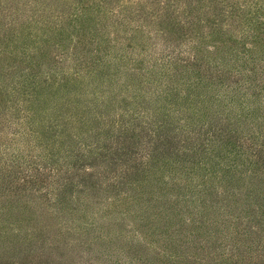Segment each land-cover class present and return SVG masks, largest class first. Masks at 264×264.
Returning <instances> with one entry per match:
<instances>
[{
	"label": "rangeland",
	"instance_id": "1",
	"mask_svg": "<svg viewBox=\"0 0 264 264\" xmlns=\"http://www.w3.org/2000/svg\"><path fill=\"white\" fill-rule=\"evenodd\" d=\"M209 1L0 0V260L4 264H264V248H261L264 246V226H251L252 231L263 235L259 239L261 246L257 248L259 241L251 231L245 230L247 221L244 218L247 217V210L264 213V207L260 210L264 188L263 192L252 186L240 188L238 192L235 191L238 195L231 197V192L229 196V190H226V182L222 178L221 183L216 182L218 174H214L208 165L219 162L220 166L225 167L230 163L235 170H250V163L256 161L251 141H245L242 148L233 146L232 152L227 151L217 159L216 156L205 159L206 156L202 154L190 164L161 165L148 181L124 182L120 188L116 181L122 179L126 168L122 171H105L104 176H109L110 180L102 178L103 172H100L96 177L99 190L94 191L97 194H88L78 183L81 174L65 173L74 163V158L70 143H64L67 139L64 133L59 132L67 128L65 134H72L71 138L78 141L73 145L76 148L74 153L88 157L90 149L81 143L88 140L87 144L93 146L97 132L94 125L108 130V121L115 115L113 119L126 117V122L131 120V114L124 111L137 105L130 91L135 90L141 95L138 101L143 98L156 100L168 88L167 79L161 78L162 72L168 68L167 54H180L179 58L184 59L176 62L178 70L184 66L194 68V71L179 70L182 77H185V72L188 74L185 82H194L200 87L205 82L209 86V90L206 89L208 93H204L196 106L184 107L180 99V106L177 107L172 105L170 95L164 98L167 102L165 112L177 109L186 111L195 123V117L199 118L201 114L199 120L203 122L207 113H213V109L226 104L222 102V94H229L228 88L221 84L217 86L213 66L230 68L238 64H252L261 68L254 85L259 84L260 80L264 83V0H216L223 8L220 16V6L214 15L211 13L214 5ZM67 2L70 8L65 10ZM91 13L93 22L98 24L93 23L94 31L84 36L80 26L82 17L88 19ZM206 20L211 22L207 23ZM238 21L239 28L234 31L235 22ZM9 24L15 30L6 39L8 31L4 33V29ZM94 38L96 40L92 42ZM62 47L65 49L63 53L60 51ZM76 49L81 57L86 58V68H80L81 63L74 61L72 51ZM194 50L203 55V61L194 58ZM10 51L14 52L16 62H20L12 74L7 73L5 61ZM41 53L46 63L35 71V75H31ZM76 56L81 58L77 52ZM229 56H234L237 61L230 62ZM55 62L63 64L62 70L67 73L65 76L55 68ZM192 63L207 64L211 68H206L204 75L200 76L203 70ZM162 64L165 67L159 70ZM76 70H79V77L73 75ZM173 70L175 67L171 72ZM248 74L245 71V75ZM66 79L72 80L64 82ZM242 82L244 87H248L245 81ZM24 84L25 91L19 92L21 94L14 92L15 88L20 90L21 87L23 90ZM148 85L150 90L144 91L143 86ZM30 86L39 87V91L47 88L44 95L48 89L57 91L47 97L45 107L38 110L40 105L37 106L36 101L28 95ZM175 87L178 95H185L187 87L183 83ZM256 90L261 93L253 97L251 92L243 93L241 89L236 104V115L242 116L239 117L241 122L252 114H257L264 122V90ZM123 98L126 99L125 104ZM78 101L85 102L83 104L97 112L108 114L94 112V116L84 115L74 110L75 117L70 116L66 102L75 107ZM111 102L112 107L108 105ZM233 102L231 100L228 106H233ZM93 103H97V106ZM208 106L211 109H206ZM31 107L36 110L31 112ZM139 111L141 114L143 110ZM119 112L122 117L117 116ZM81 118H87V121H82L90 122L92 128L87 130L86 125L81 124ZM254 119V122L259 120ZM70 120L76 122L67 126ZM36 130H49L51 133L45 134L47 140L55 138L57 134L56 144L46 145L44 135ZM145 161L146 156L142 159V162ZM263 164L264 157L257 166V172L262 176ZM240 172L242 174L236 173L234 178L228 176L227 179L232 181L245 177L240 180L242 184L251 181L252 173ZM9 175L16 177L8 179ZM61 176L75 178L74 186H69L70 191H66V195L70 196L67 198L70 205H64V209L57 204L62 191V187L58 188L63 180L60 178L58 181ZM254 192L260 197H254ZM178 196L184 205L179 204L174 212L178 215L168 225L171 219L163 217L161 212L176 202ZM234 198L237 202L240 198V201L233 203ZM208 199L218 208L222 204L229 205L227 213H209L207 218L213 220L208 224L211 237L193 241L186 239L187 232L204 234L203 229H192L195 223L191 218H198L192 213L205 212L203 202ZM235 204L237 210H233ZM139 215H145L143 221L154 223L158 231L164 230L166 236H160L159 232L156 236L141 232L136 225L139 221H135V216L138 219ZM106 229L111 230L110 234H102ZM117 234H120V239L114 245L106 243L104 248L107 251H104L101 240H114ZM238 246H251L247 259H238L246 253L243 250L237 252L235 249Z\"/></svg>",
	"mask_w": 264,
	"mask_h": 264
},
{
	"label": "trees",
	"instance_id": "2",
	"mask_svg": "<svg viewBox=\"0 0 264 264\" xmlns=\"http://www.w3.org/2000/svg\"><path fill=\"white\" fill-rule=\"evenodd\" d=\"M107 3H111V1H106ZM210 4H213L214 7L211 10V13L215 15V12L218 9V6H220V11H219V16L222 15V11L223 8L221 7L220 4L217 3L216 0H210L209 1ZM217 4V5H216ZM70 8V4L69 2H67V4H65L64 9L68 10ZM64 12V10H63ZM93 14L95 15V11H93ZM93 14L91 13V15H88V19H86L85 17H82V24H80V26L82 27L83 30V34L84 36L87 35V32H93L94 31V26L93 23L96 25L98 23L93 22ZM69 15V14H68ZM68 19L70 20L69 16ZM233 17V15H232ZM72 18V17H71ZM88 21V22H87ZM207 23H210L211 21L206 20ZM70 22V21H69ZM214 25V23H212ZM240 25V21L235 22L234 31H237ZM6 27V26H5ZM6 30L8 31L6 33ZM14 27L9 24L7 25V27L4 29V33H6L7 37L6 39H8V37L12 34H14L13 32ZM12 31V32H11ZM96 40L95 38L92 40V42ZM99 40V39H98ZM97 40V41H98ZM91 44V43H90ZM228 44L231 46V44L228 42ZM82 46H84V44L82 43ZM97 50H99V45H95ZM8 48V47H7ZM60 51L63 53L65 52V49H60ZM42 52H45V50H42ZM73 53V57H74V61L78 60L81 63L80 68H82L84 66V68L87 67V62H86V58L85 57H81L76 50L72 51ZM76 52L78 54V56H80L81 58H77L76 56ZM194 58L196 57V59H200L203 61V55L199 54L198 52H196V50H194ZM180 54H172V56H169V54L165 55V58H167L169 61L167 63V70H164L162 72V79L165 78L167 79L165 82H167V89L163 90V92H161L160 96L156 98V100L154 99H142L141 101H138L139 96H141L140 94L138 95L137 92H135V90L130 91V94L133 95V97L135 98V101H133L134 103H136L137 105L134 106L135 108L133 109H127L124 111H127L128 114H131V120H128L126 122V117H122V113H118V117H122L119 119H113L115 116H113V118H111L108 123V130L103 129L102 128H98L97 126L94 125V128H96L95 130L97 131L95 134V141L93 146L91 147L90 145H88L87 141H82L81 144H83L84 146H87L89 150V154L88 157L85 155H81L79 153H74L76 152V148L75 146H73L74 144H78V141L75 140L74 138H71L72 134H65V132H67V128L64 127V129H62L59 134L64 133V137L67 139V141H65L64 143H70L71 145V155L73 156L72 158H74V163L72 164V166L68 169H66L65 173L68 174L70 172H72V174H76L79 173L81 174L80 176H78V178H80V180L78 181L79 184L83 185V188L86 190V192L89 194H97L94 191H98L99 187L98 185V180L96 179L97 175L100 172H103L102 174V178L105 179H109L108 177H105L104 174H106L107 170H111L113 171L114 169H120V171H122L123 168H126L127 171L124 172V174H122V179L119 181H116V185L118 188H120V185H123L124 182H141L144 183L146 181L149 180L150 175L154 172L155 169H157L158 167H160L161 165H167L169 163H173V164H190V161H194L195 158L198 155H202L206 156L205 159L209 158H214V156H216V159L219 158L220 156H223V153L226 154V152L231 151L232 152V147L233 146H238L240 148H242L243 143L245 141H251L252 144L254 145L255 151H254V156L256 158L255 162H251L250 163V170L247 169H242V170H235V167L233 165L229 166H225L222 167L220 166L218 163L219 162H212V163H208V165L210 166V169L213 170L214 174H218V178L217 181L218 183H221V178L224 182H226L227 184V189L229 190V196H230V192L232 194L231 197H234V195H238L237 192L239 191L240 188H247L249 186L254 187L255 190H260L263 192V184H264V180L262 179L264 176H262V174L259 172L258 174V163L260 160H262V158L264 157V122H262L259 118V116L257 114H252V116L250 118L245 117V120L243 122H241L239 120V117L242 116H238L236 115L237 113V102L238 99L240 98L241 95V89L244 90L243 93L245 92H251V95L253 97H257V95H259V93L256 89L259 88L261 90H264V83L261 82V80L259 81L260 83L257 85H254L255 79L258 76V72L259 69L261 70V68H256L255 66H251L252 64L248 65V66H241V65H233L230 66V68L221 66V65H217V66H213L215 70L217 76V80H218V84H221L223 86H227L225 88H228V93L229 94H222L223 95V100L222 102H225L226 104H221L219 107H217V109H213L215 112L213 113H207V118L205 121H200L199 118H201V114L199 115V118L195 117L196 123L194 122V120L192 119V117L190 116L189 113H187L186 111H182L180 109H177L176 111L171 112L170 110H167L166 112L164 111V108L167 106V102L164 98L168 97L170 95L171 99V103L174 106H180V104L178 103V100H182L181 103H183L184 107H186V105L190 106H196L197 104H199L200 100L202 99V96L204 95V93H208L207 90H209V86L205 83L204 85L201 84V87L198 85H195L194 82H185L184 80H187L188 78V74L185 72V77H182V70H191L194 71V68L189 67V66H184L182 68H179V71L176 68V62H181L184 59L179 58ZM171 58V60H170ZM229 61H233L236 62L237 59L234 58V56H229ZM162 59V58H161ZM234 59V60H233ZM164 60V59H163ZM6 61V67L7 69V73L9 71L10 74H12V71L14 69H16L17 67H19V63L20 62H16L15 60V54L13 51H10V54L5 58ZM186 61V60H185ZM47 62L49 64L53 65V62H50L49 60H47ZM45 60H44V54L41 53L38 58L37 61L35 62V64L33 65V69L31 72V75H35V71L40 69L43 64H45ZM193 64V63H192ZM55 68H57L59 71V73L62 76H65L67 73L63 72V64H56L55 62ZM195 67H198L199 69H202L203 72L200 73V76L204 75L205 69L206 68H211V66H208L207 64L203 65L202 63L199 64H193ZM90 66H88L89 68ZM165 67L164 64H162V66H160V68H158L159 70L163 69ZM173 67H175V70H173L171 72V70L173 69ZM34 71V72H33ZM157 73V70H155ZM155 71L153 72L154 75ZM245 71H248V75H245ZM1 74V73H0ZM2 75V74H1ZM4 75V74H3ZM6 75V74H5ZM4 75V76H5ZM73 75L78 76L79 77V70H76L73 72ZM154 78V77H153ZM51 79V78H50ZM72 79H66L64 82H69ZM154 80V79H152ZM151 80V81H152ZM46 81V80H45ZM182 81V82H181ZM229 81V82H228ZM242 81H245L248 84V87H244V83ZM264 81V80H263ZM164 82V83H165ZM240 82H242V85L240 84ZM29 83V82H28ZM148 83H152V82H148ZM183 83L184 86L187 87L185 95H178L177 94V88L175 86L181 85ZM175 84V86L173 85ZM30 85H34L33 83H30ZM150 85V84H149ZM143 86V90L147 91L150 90V86ZM233 85H237V87L233 86ZM29 86V85H27ZM214 86V85H213ZM25 87L26 84H24L23 86V90L20 87V90H18L17 88H15L14 92L15 93H19L21 91H25ZM31 90L28 92V95H30V97L32 99H34V101H36V104L38 107V110H42L45 105H46V101H47V97L49 96H53L57 89H48V92L45 94V90L47 88L41 89V91L38 90L39 87H35V86H30L28 87ZM256 88V89H255ZM207 89V90H206ZM231 90V92L229 91ZM2 91H0L1 93ZM6 93V92H5ZM21 94V93H19ZM45 97L44 100L41 99V97ZM25 100V99H23ZM231 100H234L233 102V106H228L229 102H231ZM58 101V100H57ZM31 102V101H30ZM123 102L124 104L126 103V99L123 98ZM195 102V105L193 104ZM255 102V101H253ZM85 102L82 101H78L76 106H70V102H66V106L68 108V113L70 116L75 117L74 114V110L76 111H80L82 114L84 115H93L94 116V112L100 115L104 114H108L106 112H97V110H94L92 108H90L91 106L87 107V104H83ZM6 104V102H5ZM23 104V102H22ZM43 104V105H41ZM61 104H65V103H61ZM83 104V105H82ZM94 106H97V103H93ZM105 104V103H104ZM108 105L110 107H112L113 102L108 103ZM80 106V107H79ZM78 107V108H77ZM107 108H110L108 106H105ZM211 109L209 106L206 109ZM255 111L257 110L256 107ZM121 109V108H120ZM252 109V108H251ZM30 110V109H29ZM36 108L31 107V112L35 111ZM115 109H113L114 111ZM139 110H143L142 113L140 114L141 111ZM252 111V110H251ZM67 113V112H66ZM257 113V112H255ZM182 114V116L184 117H179L178 115ZM260 114V113H258ZM61 115L63 116L64 114L61 113ZM254 115V116H253ZM76 116L79 118V114L76 113ZM109 117V115H108ZM261 117V116H260ZM254 118L259 119L257 122H254L253 120H255ZM187 119V120H185ZM86 120L87 118H81V124H83V121ZM90 121V120H88ZM93 121V120H92ZM125 121V123H124ZM70 123H67V126H70V124L76 122V121H69ZM94 122V121H93ZM202 122V123H201ZM84 125H86V127L88 128L87 130L91 129V123H87L85 122ZM105 125V124H104ZM52 126V125H51ZM51 126L48 127V129L51 128ZM117 130H116V129ZM112 130V131H111ZM37 131V130H36ZM111 131V132H110ZM117 131V132H116ZM40 133V135H44V138L46 139L45 144L46 145H55L56 141L58 140L56 138V136H58L57 134H55V138L53 139H48V137H45V134H50L51 132L48 130L47 132L44 131H37ZM57 133V132H56ZM105 138H104V137ZM42 137V136H41ZM43 138V137H42ZM144 156H146V161L142 162V159L144 158ZM219 161V160H217ZM211 162V161H208ZM227 163V162H226ZM44 168H46V165H43ZM236 166H239L236 164ZM264 166V164H263ZM241 167V166H240ZM128 170L130 174L128 173ZM107 171V172H105ZM119 171V172H120ZM240 171H246V173L248 174L250 172V174L252 173L251 176V181L250 182H245V183H241L240 180L245 178V177H241L239 178V180L237 179H233L232 181H229L227 179V177L229 176L230 178H234V176H236V173H240L242 174ZM87 172V173H86ZM105 172V173H104ZM227 172V173H226ZM117 173V171L115 172ZM132 174L135 175L134 178H132ZM8 179H14L16 177V175L14 176H7ZM261 177V178H260ZM63 179L58 188L62 187V191L59 193V200L57 202V204L59 205L60 208L64 209V205L68 204V206L70 205L67 200L68 197H70L69 195H66V191H70L69 186L73 185V181L75 180V178H70L68 176H61L58 177V181L59 179ZM126 180V181H125ZM237 180V181H236ZM254 185V186H253ZM97 187V188H95ZM57 188V189H58ZM124 187H122L121 189H123ZM56 189V190H57ZM61 189V188H60ZM231 189V190H230ZM127 191V190H126ZM237 191V192H235ZM254 197H258L259 195L257 193L254 192ZM260 197V196H259ZM40 199V198H39ZM177 201L172 203V205L166 207V210H162V215L163 217H166V219H171L169 223H167L168 225H170L172 223V220L175 219L176 215L174 212L179 208V204L180 205H184V202L182 199L179 198V196L176 198ZM261 199V198H260ZM42 200V199H41ZM233 203H238L240 201V198L237 202V200L232 199ZM148 202H150V200H148ZM175 205V206H173ZM203 205L205 207V212L200 213L199 212H195L192 213V215L198 218H191L192 219V223H195V226L192 228L193 230H199V229H203L205 230L204 234H193V232H187L186 235V239H189L191 241L193 240H198L201 239L202 237H211V228L208 225L209 223H213V220H209L207 217L210 216L209 213L211 212H221L226 214V210L228 209L229 205H224L222 204L220 208H218L215 204L211 203L208 200H206L205 202H203ZM49 206V205H46ZM203 207V206H202ZM264 207V200L261 199V205H260V210ZM58 208V207H57ZM73 209V208H71ZM204 209V208H203ZM62 210V209H60ZM233 210H237V206L235 204V206H233ZM64 211V210H62ZM160 211V210H158ZM145 212V211H144ZM264 212V211H263ZM65 213V212H64ZM206 213H208V215L206 216ZM230 213V212H228ZM235 212L231 213L230 215H233ZM147 214V211H146ZM158 216L160 215V213H157ZM247 217L246 218V225L245 227H247V229H245L246 231H251L254 234V237H256L259 241V239L261 240L263 238L262 234L259 233H255V231L251 230V226L253 224H258L261 226H264V218H261L262 215H264V213H252L250 211L247 210ZM200 215V217H199ZM241 217H243L241 214H239ZM255 215H258L257 218L255 217ZM171 216V217H170ZM260 216V218H259ZM145 217V215H139L138 219L135 216L136 220L135 221H139L138 223H136V225L139 227L141 232H150L152 235H165L166 233H163L164 230H157L156 226L154 223H148L143 221V218ZM134 220V218H132ZM205 220L207 222V224L205 223ZM257 220L256 223H254V221ZM143 222V223H142ZM111 230L106 229L105 231L102 232V234H110ZM252 233H245L247 235H250ZM196 235L195 238H191L189 236H193ZM166 236V235H165ZM120 239V234H117V238L111 241H102V249L104 251H107L105 247L106 243L112 244L114 245L115 242H117V240ZM165 242V241H164ZM252 246V245H251ZM251 246H238L236 247V251L237 252H241V250L245 251L246 253L243 254H239V255H243L241 257H238V259H247V255L250 254V250H251ZM260 241L259 243L256 245V247H260ZM261 248H264V246H261ZM261 250V249H260ZM0 262L2 264H4L5 262H3L2 260H0Z\"/></svg>",
	"mask_w": 264,
	"mask_h": 264
}]
</instances>
